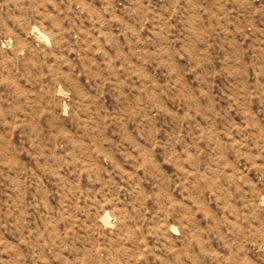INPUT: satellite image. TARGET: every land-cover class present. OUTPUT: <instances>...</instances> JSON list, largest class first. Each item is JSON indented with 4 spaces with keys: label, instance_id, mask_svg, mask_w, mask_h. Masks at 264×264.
I'll return each instance as SVG.
<instances>
[{
    "label": "rangeland",
    "instance_id": "374dc122",
    "mask_svg": "<svg viewBox=\"0 0 264 264\" xmlns=\"http://www.w3.org/2000/svg\"><path fill=\"white\" fill-rule=\"evenodd\" d=\"M0 264H264V0H0Z\"/></svg>",
    "mask_w": 264,
    "mask_h": 264
}]
</instances>
